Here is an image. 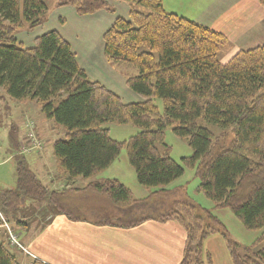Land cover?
<instances>
[{
	"label": "trees",
	"instance_id": "1",
	"mask_svg": "<svg viewBox=\"0 0 264 264\" xmlns=\"http://www.w3.org/2000/svg\"><path fill=\"white\" fill-rule=\"evenodd\" d=\"M50 1L0 0V88L16 102H36L47 120L65 129V138L53 144V157L68 180L95 178L125 148L138 183L154 191L138 200L117 179L56 191L21 159L17 188L0 191L6 220L29 199L48 203L73 222L95 217L90 221L96 225L121 229L173 220L187 235L180 264H210L203 242L213 234L225 239L233 264H264V46L241 50L223 62L221 49L229 45L224 34L168 13L163 0H113L126 2L129 11L125 18L116 16L104 34L105 57L111 65L139 71L126 84L142 101L125 103L89 78L58 31L36 38L32 47L19 40L21 29L34 31L48 21ZM256 1L264 8V0ZM56 6H70L79 16L116 14L109 0H58ZM155 100L162 101V113ZM109 124L142 130L119 142L111 138ZM168 128L193 150L182 164L171 157ZM185 167L195 170L198 192L215 209H230L247 230L261 232L255 245L234 241L211 210L190 199L175 200L162 216L153 215L158 207L151 201L171 196L169 187L183 177ZM91 198L96 203L89 204ZM99 198L105 201L101 206ZM6 242L10 245L2 231L0 264H21Z\"/></svg>",
	"mask_w": 264,
	"mask_h": 264
},
{
	"label": "crops",
	"instance_id": "2",
	"mask_svg": "<svg viewBox=\"0 0 264 264\" xmlns=\"http://www.w3.org/2000/svg\"><path fill=\"white\" fill-rule=\"evenodd\" d=\"M111 1L119 7L127 8V5L121 1L109 0ZM201 9L202 11L198 8L197 21L191 20L224 34L230 43L239 48L238 51L251 49L252 47L248 45L254 44L256 38H264V8L256 0H211ZM73 11L76 12L74 9ZM109 16V13L105 11L92 16H80L78 18L82 22L78 25L79 32L75 33L69 32L67 28V31L65 30L67 21L60 17L59 23L64 20V24L61 23L62 25H58L57 28H47L41 35L32 37L31 43L26 45L19 40L26 47H32L36 38L57 30L70 43L80 67L89 78L101 83L119 97L130 100L128 103L141 102L142 99L127 87L125 78L118 76L105 61L104 34L115 21L113 16H111L112 19ZM104 21L112 25L106 29L102 25ZM98 25L100 29L103 28V32L98 37L93 36L92 28ZM92 42H99V44L92 45ZM239 43H242L241 47ZM45 138L52 142L55 139L49 136ZM13 147H9L8 152H13L15 150ZM32 154L36 156L28 161L26 156L22 155L23 163L52 190L84 188L94 181L117 179L131 190L136 199L144 200L150 196L149 191L139 190L136 186L125 183L117 175L111 174L117 161L93 179L80 180L79 178L70 181L65 174L57 172L55 160L50 158L46 149L41 153ZM19 157L18 153L16 158ZM4 162V160L1 161V163ZM17 165H15V173ZM100 175L103 176L100 177ZM16 188L17 180L15 188H0V190ZM169 190L175 194L183 190V187L172 184ZM9 217L11 225L20 235L23 246L32 253V256H28L16 250V257L21 264H30L34 258H38L43 264H180L187 239L184 228L173 220L164 222L152 220L136 228L121 229L96 225L89 220L73 222L66 216L58 214L48 203L37 201H27ZM14 218H16L15 221ZM203 253L209 258L210 264H233L226 241L220 234H213L204 240ZM222 256L225 258L224 261L220 259Z\"/></svg>",
	"mask_w": 264,
	"mask_h": 264
},
{
	"label": "rangeland",
	"instance_id": "3",
	"mask_svg": "<svg viewBox=\"0 0 264 264\" xmlns=\"http://www.w3.org/2000/svg\"><path fill=\"white\" fill-rule=\"evenodd\" d=\"M57 1L58 0H51L49 2L50 13L48 14V21L44 24V26L34 31L21 29L20 33H18V38L23 43H25L26 45L31 43L32 37L34 38L35 36L41 35L47 28H57L58 25H62L61 23H59L60 17L64 18L67 21V25L65 27L66 31L68 29L71 33L79 32L78 27L80 26L78 25L81 24L80 22H82V20L79 19L80 16H78V14L75 12L77 14L76 15L73 11V8L70 6L58 9L56 6ZM210 1L211 0H163V5L164 9L168 13H173L197 21V19L199 18L198 8L200 9V11H202L201 7L203 5L208 4ZM109 3L110 7H112L116 12L115 15L109 14V17L113 16V18H116V16H121L125 18L128 16L129 7L126 2H123V4H126L127 8H122L121 6L119 7L118 5H115L112 1ZM74 16L79 18L77 19ZM102 25L104 28L106 27V29H108L112 24H106V22L104 21ZM99 27L100 25L92 28L94 30V32L92 33L93 36L98 37L101 35V33L103 32V28L100 29ZM247 40L244 44H246ZM250 41L251 40H249V42ZM75 44L79 45V43ZM98 44L99 42H94L92 45ZM239 46L241 47L242 43H239ZM257 46H264V38H256L254 44L248 45V47L252 48ZM238 49L239 48L236 45H233L229 41V45L221 49L220 60H222L223 62L229 61L235 54L239 52ZM103 55L105 57L104 53ZM105 61L118 76L125 78V80H127L128 77L136 76L139 73L136 68L130 67L125 64L111 65L107 61L106 57ZM122 100L125 103L130 102V100H127L125 97L124 99L122 98ZM155 103L162 113V101L155 100ZM106 127L110 129L111 138L119 142H125L129 140L131 137L136 136L142 130L140 127H136L133 125L120 126L115 124H109ZM207 127L215 133L222 131L216 126L207 125ZM9 131L11 132L10 134ZM31 133L32 139L30 137ZM47 136L55 139L53 140V142L51 140H46L45 137ZM65 136V129L57 126L56 124H54V122L47 120L46 117L41 113V108L36 102L29 100H26L25 102H16L7 97L4 91L0 88V163L3 160L5 161L4 163L0 164V188L16 187L17 172L15 173V165H17V163H19V161L23 158L22 155L26 156V160L28 161L33 156H36L32 153H41L44 149H46V153L50 156V158H53L55 160V158L53 157V143L58 139H64ZM32 141L34 142V146L32 144ZM165 141L171 147V157L179 164H182L183 158L192 156L193 150L191 149V147L185 140L178 138L173 133L171 128H168L166 130ZM23 145L26 147L33 146L31 148L32 150L29 153L22 154L21 152ZM9 147H13L15 148V150H13V152H8V150H10ZM16 153L20 154L19 158H16ZM116 161L117 162L115 163L116 165L114 167L115 169H112L113 173H109L117 175L123 181H125V183H127L128 185L136 186V188L139 190H146L147 192L149 191V195L154 191V189L143 187L138 183L136 173L130 165L128 152L125 148L122 149ZM55 169L57 170V172L63 173L57 168L56 162ZM184 169L185 174L183 175V177L173 183V185H181L183 187V190H181L180 192H176L175 194L172 193V195L168 197L157 196L154 200H150L151 202H153L154 206L158 207V209L155 210L153 215H157L159 217L162 216L167 208H172V204L175 200L179 201L182 199H190L193 203L200 206L201 208L207 209L209 211L211 210L215 216H219L218 218L225 225L231 235V238L234 241L241 244L242 246L250 247L255 245L258 238L261 236V232L247 230L244 227L243 223L233 214L230 209H215V203L212 200L208 199L203 193L198 192L200 180L196 177L195 170L187 167H185ZM102 176L103 175H100V177ZM80 180L85 179L80 178ZM75 197L76 196H74L73 198ZM75 199L79 201L77 197ZM98 200L100 203L99 206L105 203L103 199L99 198ZM27 201L30 202L35 200L29 199ZM27 201L25 202V204L27 203ZM71 201L74 202L75 200ZM85 202L88 203L87 200H85ZM94 203H96L95 200L91 198L89 204ZM79 207L83 209V207L86 206L80 204L78 205V208ZM87 213L88 215H90L89 212ZM88 219L89 221H96L95 217H88ZM6 247L9 248L15 256H17L16 249L11 248L8 242H6ZM262 247H264V243L262 244ZM220 259L222 261L225 260L224 256L220 257Z\"/></svg>",
	"mask_w": 264,
	"mask_h": 264
},
{
	"label": "built area",
	"instance_id": "4",
	"mask_svg": "<svg viewBox=\"0 0 264 264\" xmlns=\"http://www.w3.org/2000/svg\"><path fill=\"white\" fill-rule=\"evenodd\" d=\"M31 139H32V133L30 135ZM32 144L34 146V142L32 141ZM32 146V147H33ZM32 147H26V146H22V154L25 153H29L32 149ZM40 148V147H37ZM4 231L7 237V240L9 241L10 245L14 248H17L21 251H23L26 255H32L31 252L26 249L19 240V236L16 234V232L13 231V229L11 228L9 222L6 220V218L3 216L2 212L0 211V233ZM33 264V263H30Z\"/></svg>",
	"mask_w": 264,
	"mask_h": 264
}]
</instances>
